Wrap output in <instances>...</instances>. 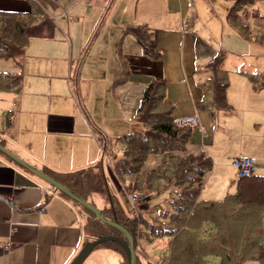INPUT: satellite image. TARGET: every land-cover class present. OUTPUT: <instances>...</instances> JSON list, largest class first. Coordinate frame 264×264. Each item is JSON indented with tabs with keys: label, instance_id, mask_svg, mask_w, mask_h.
Masks as SVG:
<instances>
[{
	"label": "crops",
	"instance_id": "obj_1",
	"mask_svg": "<svg viewBox=\"0 0 264 264\" xmlns=\"http://www.w3.org/2000/svg\"><path fill=\"white\" fill-rule=\"evenodd\" d=\"M85 1L0 0V13L8 14L29 13L32 2H36L40 11L36 12L49 17L53 24L44 36L30 37L19 55L0 56V60L6 61L0 63L6 66L0 73L14 74L18 78L17 87L0 89L8 93L4 95L6 105L11 104L10 109L0 113V145L40 171L65 174L97 162L102 164L112 131L110 125L100 124L95 119L89 106L90 96L105 95L110 82L112 89L124 84V92L115 94L117 102H113L111 110L119 123L125 120V114L134 115L146 86L160 82L164 85L162 102L158 99L160 106L165 103L172 118H199V127L186 126L191 128L190 134L198 135L199 142L190 135L183 151L148 155L140 173L183 153L202 151L208 137L202 131L205 119L200 113L211 117V113L219 112L207 108L210 93L204 98L205 103L196 104L203 95L202 85L211 76L208 67L219 57L218 66L226 71L222 64L226 55L244 59L257 54L258 46L264 43V35L258 36L253 28L254 18L259 15V8L254 4L259 0H135L134 7V0ZM59 18L67 20L66 25L73 23L79 30L76 28L73 35L69 26L62 30L58 22L63 37L57 40L53 30ZM104 26V32H111L107 37V54L110 59L116 58L115 65L112 64L108 74L100 79L106 71L103 62L92 67L89 59L100 53L101 42L93 44ZM126 29L129 30L125 32ZM136 29L145 31L140 32L142 41ZM143 47H148L153 56L143 53ZM195 61L200 65H195ZM195 67H204L206 71L204 81L197 84L193 79L198 72L192 69ZM91 70L96 77H91ZM119 78L121 82L113 85ZM99 79L103 83L102 91L89 88L83 92L88 84H92L93 89H101ZM133 89L139 93L135 102L127 98ZM226 92L227 87L225 100ZM96 133L104 137L103 144ZM123 135L114 137L115 144H119L118 138ZM244 156L253 158L249 154ZM109 174L113 178L111 170ZM210 188L217 193L221 190L216 182ZM203 190L198 194L199 199ZM210 194L205 193L203 197L216 200L217 197ZM93 199L97 208L106 204L97 195ZM72 200L0 152V243L11 245L0 254V264H68L85 243L86 217ZM139 207L144 208L143 201ZM136 214L140 220L138 238L146 243L154 242L153 246L159 250L154 253L148 248L142 249L138 240L141 263L165 264L172 237L148 233L144 226L146 220L139 212ZM98 247L99 250L94 247L86 259L93 255L104 260L118 259L123 264L125 257L121 251L106 245ZM163 250L167 255L158 254Z\"/></svg>",
	"mask_w": 264,
	"mask_h": 264
},
{
	"label": "trees",
	"instance_id": "obj_2",
	"mask_svg": "<svg viewBox=\"0 0 264 264\" xmlns=\"http://www.w3.org/2000/svg\"><path fill=\"white\" fill-rule=\"evenodd\" d=\"M36 2H32V9L25 14L0 13V56L19 55L30 37H42L46 29H51V19L44 14H38ZM129 29H126L127 32ZM140 40L143 30L136 29ZM124 32V33H125ZM142 41V40H141ZM143 53L153 56L148 47H143ZM217 57L210 63L211 76L202 85L203 95L196 104H203L208 93L211 98L207 108L211 111L227 109L225 88L227 87L226 71L218 66ZM0 89L18 86V78L14 74L0 73ZM2 79H8L7 81ZM262 86L264 87V71L262 72ZM12 80V81H11ZM121 82V78L113 85ZM156 88L159 90H156ZM159 98L164 97V85L152 82L142 92L139 106L134 116L146 129L143 132H131L120 136L118 140L122 146V154L113 162L111 171L118 178L126 174L134 175L127 190L138 191L147 189L151 193H158L172 187L176 199L172 203V213L167 219L149 221L148 230L156 235L172 237L170 250L165 258V264H205L208 258L214 259L215 264H243L249 259L258 264H264V175L251 174L238 177L236 190L226 193L221 199H199L201 178L210 171L212 162L202 151L196 154L175 156L147 172L140 173L146 157L166 151H183L191 128L178 127L170 116V108L160 106ZM166 107V108H165ZM97 139L103 144L104 137L100 133ZM200 165L199 168L197 166ZM54 181L58 182L81 199L95 208L94 196L105 201L103 208H97L103 217L123 225L134 240V250L139 258L137 248L139 240L138 215L126 214L121 208L115 193L107 183L101 162L95 163L73 172L57 174L41 170ZM140 173V174H139ZM160 184L156 189L153 185ZM165 187V188H164ZM150 194V193H149ZM69 200L70 197L61 193ZM82 208L86 221L84 224L85 243L100 236H117L123 238L113 227L98 220L89 210L72 200ZM187 203L186 206L181 205ZM156 223V224H153ZM165 224L161 233L151 231L153 225ZM84 243V244H85ZM110 248H122L114 243H103ZM100 245L95 246L98 247ZM124 264H127L124 258ZM138 264H142L140 258Z\"/></svg>",
	"mask_w": 264,
	"mask_h": 264
},
{
	"label": "rangeland",
	"instance_id": "obj_3",
	"mask_svg": "<svg viewBox=\"0 0 264 264\" xmlns=\"http://www.w3.org/2000/svg\"><path fill=\"white\" fill-rule=\"evenodd\" d=\"M93 1L95 0H86L85 2L91 3ZM134 4L135 0L132 2V7H134ZM254 6L259 8V15L258 17L254 18L253 28L255 29L258 36H261L264 35V0L257 1ZM66 21L67 20H62L61 18L55 21V29L53 30V35H55L57 40L61 39L60 37H63L60 33V28L62 30H65L67 26H69V28L73 32V35L76 28L77 30H79V27H76V25H74L73 23L66 25ZM58 22H60V28L58 27ZM104 30H106L105 26L99 30V33L95 37L96 39L93 44L96 45L101 42V47L99 46L100 53L98 55H93V57L89 59V66L92 67L96 66L101 61L103 62L106 71H103L102 75H100V79L108 74V72L111 70L112 64L113 66L115 65L116 58L115 56H113V59H110V56H108L107 54V37H110L111 32H104ZM111 52L114 55L113 50H111ZM90 53H92V51ZM250 55L251 57L244 59L236 58L235 56L230 55L225 56L222 64L223 68L227 71L225 77L226 83L228 85L226 92V101L228 103V107L227 109L219 110V112L217 111L211 113V117L205 112L200 113V116L205 119V124L203 125L202 131L206 133L208 137L207 144H205L204 148H202V152L209 156L212 162L210 171L205 173L201 178V187L204 188L203 196H205V193L210 192L211 197H217L216 200L221 199L226 192L231 193L236 190L238 176L237 171L231 165L235 157H238L239 155L244 156L247 154L253 156L255 162L257 161L256 165L253 168V174L264 175V87L262 86L261 79L262 72L264 71V43H261L258 46L257 54ZM0 63L5 64L6 61L2 59L0 60ZM195 65L200 64L195 61ZM107 66L109 67V70H107ZM5 67V65H2L0 66V69H6ZM192 69L198 71L193 75L194 82L196 84L199 82H203L206 73V71L203 70L204 67H195ZM192 69L190 71H192ZM92 70L90 72L91 77L93 75L96 77L95 73L92 72ZM2 71L11 72L10 70ZM100 79L99 86H101V89H93L92 84H88L85 85V89L83 88V92H86V89L89 88H91L93 91H102L103 83ZM82 82L83 81L80 79L79 84L81 86ZM123 92L124 84L115 89H112L110 82V84L107 85L105 95H97L96 98H92L93 96L91 95V98L89 99V106L93 111L95 119L97 121H100V124L104 123L105 125H110V129L112 131L111 134H109V139L105 148V154L102 158L103 172L107 178L109 187H111V190L115 193L117 200L124 210H132V213L134 214H136V212H139L141 217L146 220L147 223L152 219L164 220L170 216V213H172L171 202L176 199V193L173 191L172 187L166 186L167 189L162 190L158 193H151L147 191V189L146 191L145 189H141L138 191H128L127 187L132 180V176H128V174L122 179L118 178L113 173L112 178L109 174L113 162L117 157L120 156L121 151H123L120 144H115L114 137L116 135L129 134L134 131L141 132L145 129L142 123L137 121L133 113L125 114L124 121L121 120V122L119 123L116 121L115 113L111 112V110L113 109V102H117V100L115 99V94H123ZM7 94L8 93L6 92H0V113L5 109L11 108V104L9 106L6 105V99L4 98V95ZM127 98L128 100L135 102L139 98L137 89H133ZM157 98L159 99V95H157ZM160 102L162 101L160 100ZM112 125H114V127H112ZM118 125L120 126V128H117ZM190 135V138L194 139L196 142H199L198 135L195 132H192V134ZM182 156H184V153ZM147 164L148 161L145 165L146 167L148 166ZM199 167L200 165L197 166V168ZM215 182L218 187H221L219 193L213 192V190L210 188ZM159 186L160 184H158L157 186L156 184H154L152 189L154 190ZM131 193H137L141 196L139 205L143 201V209L141 207L137 208L136 210L133 209L127 197V195H130ZM149 193L150 195H148ZM203 196H200V199H209ZM181 205L186 206L187 203L182 202ZM138 222H140V220H138ZM164 225L165 224L161 223L158 225H153L151 231L161 233V227L163 228ZM144 226L146 227V230L149 229L148 224H145ZM139 243L142 249L148 248L154 253L158 250V248H155V246H153L154 242L146 243L142 239L139 241ZM102 244L99 245L103 246ZM155 245L158 246L160 245V243H155ZM98 248L99 247L94 250H99ZM162 253H165V255H167L166 250H163L158 254ZM115 256L116 258H118V255ZM214 261V259L208 258L207 261H205V264H215ZM103 263L120 264L118 259L104 260L102 258H98V256L93 255L87 258L83 264ZM243 264L258 263L253 259H249Z\"/></svg>",
	"mask_w": 264,
	"mask_h": 264
},
{
	"label": "water",
	"instance_id": "obj_4",
	"mask_svg": "<svg viewBox=\"0 0 264 264\" xmlns=\"http://www.w3.org/2000/svg\"><path fill=\"white\" fill-rule=\"evenodd\" d=\"M0 152L8 156L18 165L26 168L28 171H30L39 179L47 182L58 192L65 194L66 196L70 197L71 199L79 203L82 207L89 210L98 220L116 229L123 237L120 238L117 236H100L98 238H95L94 240L85 243L68 264H82L95 246H97L98 244L108 243V242H114L122 248L127 264H138V259L134 250L133 237L123 225L111 221L109 219H106L101 215V213L98 211L97 208H95L85 200L81 199L79 196L75 195L73 192H71L70 190H68L58 182L54 181L52 178L44 174L42 171L31 167L24 160H22L21 158H19L18 156H16L15 154H13L12 152H10L8 149L4 148L1 145H0Z\"/></svg>",
	"mask_w": 264,
	"mask_h": 264
},
{
	"label": "built area",
	"instance_id": "obj_5",
	"mask_svg": "<svg viewBox=\"0 0 264 264\" xmlns=\"http://www.w3.org/2000/svg\"><path fill=\"white\" fill-rule=\"evenodd\" d=\"M173 123L178 127H199V120L196 116H182L173 118ZM231 165L237 170L239 177H247L253 173L255 165L254 159L247 156H240L233 159ZM47 192V191H44ZM141 196L137 193L128 195V200L134 210L139 208V201ZM9 243H0V254L10 249Z\"/></svg>",
	"mask_w": 264,
	"mask_h": 264
}]
</instances>
